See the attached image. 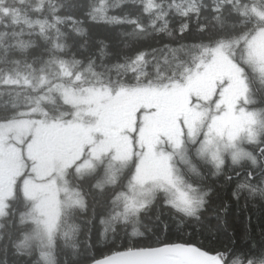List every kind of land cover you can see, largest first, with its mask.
<instances>
[{
	"label": "snow or ice",
	"instance_id": "6c2138e0",
	"mask_svg": "<svg viewBox=\"0 0 264 264\" xmlns=\"http://www.w3.org/2000/svg\"><path fill=\"white\" fill-rule=\"evenodd\" d=\"M0 264H264V0H0Z\"/></svg>",
	"mask_w": 264,
	"mask_h": 264
},
{
	"label": "trees",
	"instance_id": "16d2710c",
	"mask_svg": "<svg viewBox=\"0 0 264 264\" xmlns=\"http://www.w3.org/2000/svg\"><path fill=\"white\" fill-rule=\"evenodd\" d=\"M229 223L232 224L234 222V217L230 214L229 215Z\"/></svg>",
	"mask_w": 264,
	"mask_h": 264
}]
</instances>
